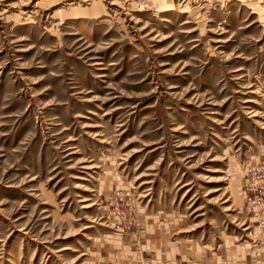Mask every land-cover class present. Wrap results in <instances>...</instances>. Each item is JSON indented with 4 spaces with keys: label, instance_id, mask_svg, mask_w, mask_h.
<instances>
[{
    "label": "rangeland",
    "instance_id": "obj_1",
    "mask_svg": "<svg viewBox=\"0 0 264 264\" xmlns=\"http://www.w3.org/2000/svg\"><path fill=\"white\" fill-rule=\"evenodd\" d=\"M264 0H0V264H253Z\"/></svg>",
    "mask_w": 264,
    "mask_h": 264
},
{
    "label": "built area",
    "instance_id": "obj_2",
    "mask_svg": "<svg viewBox=\"0 0 264 264\" xmlns=\"http://www.w3.org/2000/svg\"><path fill=\"white\" fill-rule=\"evenodd\" d=\"M245 201L264 238V159L245 168Z\"/></svg>",
    "mask_w": 264,
    "mask_h": 264
},
{
    "label": "crops",
    "instance_id": "obj_3",
    "mask_svg": "<svg viewBox=\"0 0 264 264\" xmlns=\"http://www.w3.org/2000/svg\"><path fill=\"white\" fill-rule=\"evenodd\" d=\"M241 262H239V264H240ZM253 264H264V257H263V259H261L260 261H257V262H255V263H253Z\"/></svg>",
    "mask_w": 264,
    "mask_h": 264
},
{
    "label": "bare ground",
    "instance_id": "obj_4",
    "mask_svg": "<svg viewBox=\"0 0 264 264\" xmlns=\"http://www.w3.org/2000/svg\"><path fill=\"white\" fill-rule=\"evenodd\" d=\"M246 208H247V205H246ZM247 210L249 211V213H251V211L247 208ZM251 215H252V213H251ZM263 238V237H262ZM263 241H264V238H263Z\"/></svg>",
    "mask_w": 264,
    "mask_h": 264
}]
</instances>
